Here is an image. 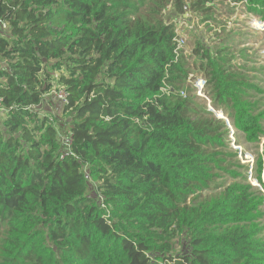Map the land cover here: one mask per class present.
I'll list each match as a JSON object with an SVG mask.
<instances>
[{
  "label": "trees",
  "instance_id": "obj_1",
  "mask_svg": "<svg viewBox=\"0 0 264 264\" xmlns=\"http://www.w3.org/2000/svg\"><path fill=\"white\" fill-rule=\"evenodd\" d=\"M201 1L192 8L207 11ZM156 11L152 0H0V264H264L262 197L214 188L231 164L225 132L178 93L176 36ZM196 53L218 99L236 104L240 84ZM51 72L73 112L63 159L38 110L59 87Z\"/></svg>",
  "mask_w": 264,
  "mask_h": 264
},
{
  "label": "rangeland",
  "instance_id": "obj_2",
  "mask_svg": "<svg viewBox=\"0 0 264 264\" xmlns=\"http://www.w3.org/2000/svg\"><path fill=\"white\" fill-rule=\"evenodd\" d=\"M152 1L157 8L155 17L170 25L176 36L178 61L181 62V74L174 77L175 84L180 87L178 93L190 97L198 110L219 121L225 132L221 151L225 162L231 164L226 170H217L221 175H217L214 188L239 184L260 194L263 205L258 207V221L264 225V5L202 0L200 8L207 11H200L192 8L194 0H182L183 12L177 13L173 3L165 5V0ZM147 8L140 4L138 12ZM197 48L225 66L232 76L230 82L240 84L234 85L240 91L236 104L234 98H229L228 102L218 99L204 71L205 62L196 53ZM49 76L59 87L45 94L47 100L38 110L59 128L62 140L71 134L69 119L73 112H65L68 103L65 86L57 84V74L51 72ZM168 90L173 91V88ZM64 92L66 105L63 106L52 94ZM246 117L253 122L248 124ZM88 179L95 186L93 179Z\"/></svg>",
  "mask_w": 264,
  "mask_h": 264
},
{
  "label": "built area",
  "instance_id": "obj_3",
  "mask_svg": "<svg viewBox=\"0 0 264 264\" xmlns=\"http://www.w3.org/2000/svg\"><path fill=\"white\" fill-rule=\"evenodd\" d=\"M6 28L5 25H2L1 26V30L4 31ZM52 97L54 100H57L60 102V104H62L63 106L66 105V94L65 92L63 94H55L53 93L52 94ZM71 144H72V139H71V136L68 135L66 137H64L63 139V146H64V150L63 152L60 154V159H63V157L69 153V150H70V147H71Z\"/></svg>",
  "mask_w": 264,
  "mask_h": 264
},
{
  "label": "crops",
  "instance_id": "obj_4",
  "mask_svg": "<svg viewBox=\"0 0 264 264\" xmlns=\"http://www.w3.org/2000/svg\"><path fill=\"white\" fill-rule=\"evenodd\" d=\"M60 104V102H58ZM62 105V104H61Z\"/></svg>",
  "mask_w": 264,
  "mask_h": 264
}]
</instances>
